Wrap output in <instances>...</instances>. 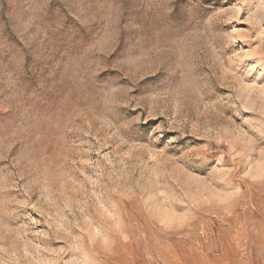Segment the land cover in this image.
<instances>
[{
	"label": "rangeland",
	"instance_id": "obj_1",
	"mask_svg": "<svg viewBox=\"0 0 264 264\" xmlns=\"http://www.w3.org/2000/svg\"><path fill=\"white\" fill-rule=\"evenodd\" d=\"M0 120V264H264V0H0Z\"/></svg>",
	"mask_w": 264,
	"mask_h": 264
},
{
	"label": "snow or ice",
	"instance_id": "obj_2",
	"mask_svg": "<svg viewBox=\"0 0 264 264\" xmlns=\"http://www.w3.org/2000/svg\"><path fill=\"white\" fill-rule=\"evenodd\" d=\"M123 51V48L121 49V52ZM121 52H118L117 53V56L116 57H113V59H116V58H118L119 56H120V54H121ZM163 78V75L161 76V79ZM148 84H150V85H152V86H154V85H156L157 84V81H152V80H150V81H148L147 82ZM3 121L2 120H0V123H2ZM19 150V149H18Z\"/></svg>",
	"mask_w": 264,
	"mask_h": 264
}]
</instances>
